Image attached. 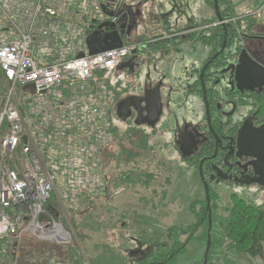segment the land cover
Wrapping results in <instances>:
<instances>
[{
	"label": "built area",
	"instance_id": "built-area-1",
	"mask_svg": "<svg viewBox=\"0 0 264 264\" xmlns=\"http://www.w3.org/2000/svg\"><path fill=\"white\" fill-rule=\"evenodd\" d=\"M106 2L0 0V240L14 238V251L24 235L71 243L63 214L109 190L110 79L139 45L90 54L99 25H121L120 8ZM250 14L264 22V0ZM164 35L151 30L152 40ZM53 195L62 215L43 219Z\"/></svg>",
	"mask_w": 264,
	"mask_h": 264
},
{
	"label": "rangeland",
	"instance_id": "rangeland-1",
	"mask_svg": "<svg viewBox=\"0 0 264 264\" xmlns=\"http://www.w3.org/2000/svg\"><path fill=\"white\" fill-rule=\"evenodd\" d=\"M110 1L115 10L121 8L122 4L133 6L141 2V0ZM233 1L238 14L252 13L254 7H247L244 10L239 6L241 0ZM245 1L255 6L258 0ZM200 2L201 0H153L152 3H160L161 6L153 7L155 15L162 18L169 32L178 35L181 30L187 29L199 17H214L213 8L207 9L203 5L199 7L198 17H195V8ZM151 7L150 5L146 9L152 10ZM159 26H161L160 20L159 23L153 25L152 30L160 28L166 32L167 29ZM142 33V28L133 30L132 38H137ZM193 46L183 45L180 53L173 52L170 55L166 54V57L165 55L160 56L158 51L148 47L150 49L148 51L153 52L151 59H157V57L159 59L156 60L158 62H150L144 69L150 74L149 82L153 79L155 83L158 81L165 83L163 100L165 101L167 97L169 102L167 101L160 120L154 126L142 127L150 134V145L134 165H127L122 161L119 140L125 135L127 127L124 121L112 113L113 124L117 127L118 134L112 147L115 154L111 155L112 160L108 165L105 163L111 195L93 199L91 202L85 200L82 204L87 205L88 209L81 210L76 215L77 227L73 225L69 214L62 216L65 227L72 234V244L82 247L86 263H89L90 258L94 264H132L133 254L138 257L141 252L164 253L171 245L168 236L171 228L174 226L185 228L199 220L202 201L206 200L205 185L199 168L183 160L175 148L176 133L179 127L183 124L200 125L204 111L201 98L193 97L189 91H186L189 85L186 73L188 74L191 67H198L200 58L203 57L202 44L196 43ZM148 51L146 52L149 56ZM205 51L210 53L211 49L208 51L206 48ZM122 75L120 70H115L110 79L111 106L113 95L121 92L122 88L127 86L126 84H132L134 81V86L137 88L142 84L140 78H135L131 82L128 77H122ZM170 86L174 89L172 90ZM130 170L133 172L132 177L129 180H123V173ZM148 174L152 177H147ZM212 174L214 175L211 176L212 181L209 188L212 194L211 207L214 210H212L210 228L213 245L209 250L207 262L204 263L207 248V240H204V227L193 233L187 227L185 228L187 232L181 236L183 242L188 240L187 247L175 258L174 264H259L260 257L228 249L223 242L221 226L226 221L233 204V193L250 204L263 206L264 195L258 192L256 187L224 189L225 184L220 173L218 172L219 176L216 173ZM146 180L150 181L146 183ZM86 236L88 241L85 239ZM32 238L35 245L29 247L35 249L42 241L39 242L34 236ZM21 241L22 239L18 241L17 251H14L16 261L23 257L25 264H37V258H33L32 254L20 246ZM45 243L58 256L61 255V259L66 258L65 252L68 245ZM3 258L4 255L0 258L1 262ZM9 260L8 257L7 261Z\"/></svg>",
	"mask_w": 264,
	"mask_h": 264
},
{
	"label": "flooded vegetation",
	"instance_id": "flooded-vegetation-1",
	"mask_svg": "<svg viewBox=\"0 0 264 264\" xmlns=\"http://www.w3.org/2000/svg\"><path fill=\"white\" fill-rule=\"evenodd\" d=\"M152 2L153 0H141L140 5L129 12L137 15L140 10L146 9L150 5L152 6ZM218 4L221 20L216 16L214 0H201L195 8V17H198L199 7L203 5L207 9L213 8L216 20L213 21L214 17L201 16V18L199 17L193 21L188 29L181 30L178 35L174 33L170 35L169 29L166 28L168 30L165 32L166 35L152 40L153 42L156 40L159 43L158 45L160 46L158 48L148 46L146 38H152L150 34L155 23H159V20L161 24H164V22H162V18L155 15L153 7H151L152 10L149 9L145 18V26L142 29L143 33L141 34L142 41L140 43L144 47L135 55L131 53L122 63L124 64L133 59V67L128 66L124 69H118L122 72V77H128L131 82L135 78H140L142 84L137 88V86H134L135 82L133 81V85L126 84L127 86L123 87L121 92L114 94L112 98V113H115L117 118L126 123L127 129L130 124L138 125L136 120L139 115L147 116V97L150 99V96L156 91L161 94L164 110V107L169 102L167 97H165V101L163 100L165 83L161 81L155 83L153 79L149 82L150 74L144 69L150 62L159 59L158 57L157 59H151V53L153 52L148 51L150 50L149 48L158 51L157 53L160 56L165 55L164 57H166V54L180 53L183 45H189L190 47L191 45L195 46L196 43H201L202 48H204L201 51L203 57L201 56L198 67H191L188 70V74L186 73L189 78V85L186 91H189V94L193 97L201 98L204 111L200 125L190 126V124H183L182 127H179L178 133H176L175 148L181 154L183 160L188 161L197 168L200 167L203 161L204 179L209 187L212 181L211 176L214 175L212 173L218 174L219 172L225 184L224 189L234 190L239 187L251 189L256 187L258 192L264 195V184L255 181L260 177L257 172L261 167V161L255 157L258 151L251 146L245 148L238 146L239 135L244 131L243 128L246 123L251 122L252 127L255 129L264 126V85L262 87H254V89L238 85L234 80L233 70L230 69V66L237 65L239 56L244 49L249 52L255 61L264 66V22L256 24L252 34H246L241 30L235 31L228 20H226L224 4L221 0H218ZM136 21H138L137 17ZM159 27L164 29L165 25ZM229 30L232 37L231 42L228 44ZM186 31L189 34L188 39L182 35V32ZM144 36L146 38H143ZM211 36L215 37V40L220 39L222 36L224 37L223 44L218 50L211 44H207L211 41ZM169 37L170 39H168ZM170 41H172L173 46L176 44L175 49L171 51H169L171 49L169 46L172 44L169 43ZM224 44L225 48L222 49ZM173 46L171 45L172 48H174ZM206 48L208 51L211 49L210 53L205 51ZM146 51L149 52V56ZM195 51L197 53V50ZM144 52L145 54H143ZM123 115H127V117L123 118ZM161 116L153 124L143 121L138 126H154ZM253 139L261 140L262 138L259 135H254ZM183 141L190 144L196 143L192 154L189 156H184L181 151L180 143ZM261 145L263 146L264 143H261ZM234 195L238 196L236 193L232 194V196Z\"/></svg>",
	"mask_w": 264,
	"mask_h": 264
},
{
	"label": "trees",
	"instance_id": "trees-1",
	"mask_svg": "<svg viewBox=\"0 0 264 264\" xmlns=\"http://www.w3.org/2000/svg\"><path fill=\"white\" fill-rule=\"evenodd\" d=\"M221 2L225 6L224 13L226 20H228L230 26L234 28L235 31L241 30L246 34H252L254 26L261 22L258 18H256L250 13L238 14L236 12L235 3L233 0H221ZM106 3L110 4L111 1L107 0ZM214 20H216V17L213 18V21ZM230 30L228 34V44L231 42L232 37ZM169 34L172 35L173 32H169ZM184 37L188 39L189 36ZM143 38H146V36H144ZM223 38L224 37L222 36L220 39L218 38L215 40V37L211 36V41H209L207 44H211L213 47H215V49L218 50L223 44ZM168 39H170V37ZM146 42L148 46L153 48H158V46H160L158 45L159 43L156 42V40L153 42L150 38H146ZM169 43L171 44L172 41H170ZM171 45L173 46V43ZM171 45L169 46L171 48L169 51L175 49L176 47V44L175 46H173L174 48H172ZM117 131L118 129L116 128L115 136H117L118 134ZM149 140L150 134L144 128L135 124H130L125 135L119 140V151L122 154V161L127 165L136 164L139 158L149 149ZM112 154H115L114 150L112 149L105 153L104 167L108 165L109 162H111ZM116 159L117 158L115 157L114 160ZM123 174V180H129L132 177L133 172L132 170H130L124 172ZM147 177L152 176L148 174ZM149 181L150 180H146L145 182L147 183ZM110 195L111 189L109 184L108 192L105 194V196L101 198H105ZM211 195L212 194L210 191V199L212 198ZM215 197H217L216 193ZM232 198L233 204L226 217V221L221 226L223 233V242L230 250H237L239 252L248 253L250 256L253 257H260L259 264H264V206L250 204L236 195H234ZM56 200V195H53L49 203L45 206V213L42 215L43 219H58L59 217H61L62 210ZM86 200H90L91 202L93 199L88 198ZM87 209V205L84 206V204H81L80 209L78 211H69V215L74 226L76 225V215L80 213L81 210L84 211ZM211 209L213 210V207H211ZM208 212L209 211L207 209V200L202 201L198 222L193 225L187 226L188 229H191L192 233L199 230V228L204 227V240H207L208 237ZM185 228L183 226H174L169 230L168 236L171 240V245L168 251L164 253L153 251L149 253L141 252L140 256L138 257H135L133 254L132 264H174L175 258L185 250L188 244L187 239L184 242L181 240V236L185 235V233L187 232ZM79 235L81 237L80 233ZM85 239H87V236L85 237ZM67 245V250L65 252V255L67 256V264H86V261L84 259L85 256L82 252V247L80 248L76 244H72V241ZM212 245L213 243H211L210 249L212 248ZM11 251L12 252H9L7 256L10 258V260L7 261V259H4L3 262H1L0 264H14V262L17 261V264L26 263V261L23 260V257H21V260L19 259L15 261L14 257L16 254L14 253V250Z\"/></svg>",
	"mask_w": 264,
	"mask_h": 264
},
{
	"label": "water",
	"instance_id": "water-1",
	"mask_svg": "<svg viewBox=\"0 0 264 264\" xmlns=\"http://www.w3.org/2000/svg\"><path fill=\"white\" fill-rule=\"evenodd\" d=\"M140 5H127L122 4L119 13L121 14V25L119 29L117 28V24L112 23L110 21H106L98 26L97 30H95L88 38L87 44L89 46L90 54H97L99 52L108 51L114 48H118L124 45L126 39L131 41V43H136L139 45V48H136L132 51V54H137L143 47L141 46V34L137 36V38H132L133 30H139V28H144L145 26V18L149 12V10L142 9L137 15L129 12L133 7ZM160 5L159 4H152V7ZM161 6V5H160ZM214 8L216 12V16L220 19L219 15V4L218 0H214ZM104 11L106 12V5L103 6ZM115 13L110 12L108 13L109 16H113ZM136 17L137 20L136 21ZM129 18V21H128ZM123 32L126 34L124 35ZM125 37V38H124ZM129 37V38H128ZM225 48V44L223 48ZM82 56V55H81ZM133 67L134 60H130L124 64H122L118 69H124L126 67ZM233 70L235 75V82L238 85H243L244 87H248L250 89H254V87H262L264 85V66L260 65L257 61H255L249 52L244 49L239 56V61L237 65L230 66ZM147 116L143 117L141 114L136 120V124L140 125L143 121L148 124H153L154 121L158 120L159 117L163 113V106L161 102V94L159 91L150 96V99L147 97ZM208 108V105H207ZM127 115H123V118H126ZM209 121V119H208ZM253 129V131H252ZM238 138V146L240 148H245L251 146L258 151V154H250L255 155L259 161H261V167L258 170V174L260 175L255 181L258 183L264 184V145L262 146L261 143H264V126L260 127L259 129H255L252 127L251 122L246 123ZM259 135L262 139H253V137ZM253 136V137H251ZM24 141L26 139L24 138ZM181 151L184 156H189L192 154L193 148L196 146V143H185L184 141L180 143ZM260 152V153H259ZM249 155V154H248ZM203 161L199 167L200 174L202 179L204 180L205 190H206V200H207V209H208V221H209V232L207 237V248L205 253V262H207V256L211 247V235H210V228L212 222V209H211V199H210V188L208 183L204 179V173L202 169Z\"/></svg>",
	"mask_w": 264,
	"mask_h": 264
},
{
	"label": "crops",
	"instance_id": "crops-1",
	"mask_svg": "<svg viewBox=\"0 0 264 264\" xmlns=\"http://www.w3.org/2000/svg\"><path fill=\"white\" fill-rule=\"evenodd\" d=\"M260 1L261 0H258L257 3L255 4V6H257ZM239 6H241V8H244V10H246L247 7H255V6L251 5V3L248 4V2H246L245 0H241L239 3ZM235 7H236V5H235ZM162 22H164V21L162 20ZM164 25H165V22H164ZM166 28H167V26L165 25L164 29H166ZM182 35L188 36L189 35L188 31L182 32ZM87 236L89 237V235H87ZM33 243H34V239L32 238V236L24 235L22 238L20 246H22L23 249H26L29 254H32L33 258H37V260H38L37 264H67V256L66 255H65L66 258L61 259V255L58 256L57 253L53 249L51 250L50 247H48V245H46V243L44 244V242L38 243L39 246H37V248H35V249L32 247H29L30 245H35ZM15 244H16V241L14 240V238H9L8 240L1 239L0 240V255H1V257L4 255V258L6 260L8 258L7 257L8 253L12 252L11 250L14 249L13 245H15ZM89 250H90V245H89ZM4 258L1 259L2 262H3ZM88 258H89V255H88ZM89 260H90V258H89ZM0 263H1V261H0ZM89 263L94 264L91 262V260L89 261Z\"/></svg>",
	"mask_w": 264,
	"mask_h": 264
}]
</instances>
